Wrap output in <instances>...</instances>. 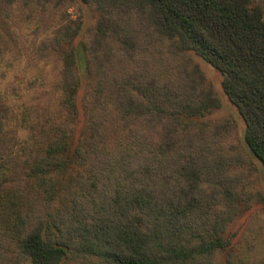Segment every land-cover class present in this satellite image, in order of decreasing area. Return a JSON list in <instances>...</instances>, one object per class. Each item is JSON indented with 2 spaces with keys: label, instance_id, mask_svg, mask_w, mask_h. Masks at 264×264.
Here are the masks:
<instances>
[{
  "label": "trees",
  "instance_id": "16d2710c",
  "mask_svg": "<svg viewBox=\"0 0 264 264\" xmlns=\"http://www.w3.org/2000/svg\"><path fill=\"white\" fill-rule=\"evenodd\" d=\"M79 1L94 28L50 39L48 120L0 161V264H219L236 192L201 167L191 55L264 170V0Z\"/></svg>",
  "mask_w": 264,
  "mask_h": 264
},
{
  "label": "rangeland",
  "instance_id": "374dc122",
  "mask_svg": "<svg viewBox=\"0 0 264 264\" xmlns=\"http://www.w3.org/2000/svg\"><path fill=\"white\" fill-rule=\"evenodd\" d=\"M96 16L79 0H0V161L14 155L34 120H48L44 110L52 104L58 68L56 58L46 51L50 39L65 27L75 33L79 25L80 36L87 38ZM191 57L199 70L191 81L192 97H200L207 108L191 120L203 155L201 167L236 192L225 237L228 248L218 253L217 261L264 264V170L242 142L244 125L224 94L221 73L200 57ZM9 187L10 181L1 176L0 193ZM221 208L223 203L217 206ZM229 255L231 263L226 261Z\"/></svg>",
  "mask_w": 264,
  "mask_h": 264
}]
</instances>
